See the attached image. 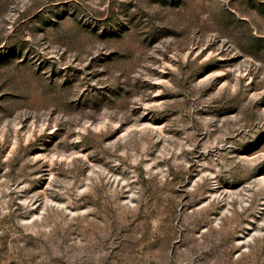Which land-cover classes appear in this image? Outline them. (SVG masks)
Segmentation results:
<instances>
[{
	"label": "rangeland",
	"instance_id": "374dc122",
	"mask_svg": "<svg viewBox=\"0 0 264 264\" xmlns=\"http://www.w3.org/2000/svg\"><path fill=\"white\" fill-rule=\"evenodd\" d=\"M0 264H264V0H0Z\"/></svg>",
	"mask_w": 264,
	"mask_h": 264
}]
</instances>
